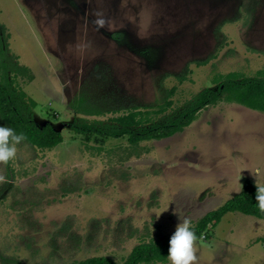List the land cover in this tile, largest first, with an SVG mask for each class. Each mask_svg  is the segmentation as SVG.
<instances>
[{
  "label": "rangeland",
  "instance_id": "rangeland-1",
  "mask_svg": "<svg viewBox=\"0 0 264 264\" xmlns=\"http://www.w3.org/2000/svg\"><path fill=\"white\" fill-rule=\"evenodd\" d=\"M0 24V82L12 80L23 113L63 135L50 151L23 141L0 164L9 181L0 184V264L121 262L247 183L264 186V112L238 103L208 106L183 131L136 147L71 128L106 127L168 99L176 116L223 75L256 77L264 0H0ZM205 233L196 264H264L263 219L229 212Z\"/></svg>",
  "mask_w": 264,
  "mask_h": 264
},
{
  "label": "trees",
  "instance_id": "trees-1",
  "mask_svg": "<svg viewBox=\"0 0 264 264\" xmlns=\"http://www.w3.org/2000/svg\"><path fill=\"white\" fill-rule=\"evenodd\" d=\"M1 28L3 26L0 24ZM1 47V45H0ZM3 53V48H0ZM198 62L197 64H205ZM3 66L5 64H2ZM16 71L23 73L24 67H15ZM0 82V119L7 127L12 128L17 134L23 133L25 142L37 149L50 151L63 142V135L52 123L47 122L39 125L33 117L24 114L21 101L25 97L22 91L12 85V80L5 75ZM216 90L203 89L196 94L186 107L176 116L169 115L166 110L172 106L173 101L168 99L158 108L149 110L133 109L126 114L114 117L113 124L101 127L95 123L77 122L72 123L71 128L79 134L98 135L106 138L119 139L127 136L128 143L132 147L141 142L161 140L171 137L188 127L197 119L200 112L208 106H215L225 101L238 103L248 108L264 112V69L257 72L256 77H247L238 72H230L221 76ZM182 79V78H180ZM175 88L169 91V97ZM34 105V102H31ZM80 112H84L78 106ZM95 114L93 110L85 111ZM256 187L249 183L234 197L226 200L220 207L207 212L193 225L197 238L202 235L206 239V230L216 227L224 215L229 212H240L264 220V212H261L256 203ZM160 236L147 242L142 241L132 248L130 253L118 262L107 256H93L82 260H76L72 264H152L166 263L169 238L173 234Z\"/></svg>",
  "mask_w": 264,
  "mask_h": 264
},
{
  "label": "clouds",
  "instance_id": "clouds-1",
  "mask_svg": "<svg viewBox=\"0 0 264 264\" xmlns=\"http://www.w3.org/2000/svg\"><path fill=\"white\" fill-rule=\"evenodd\" d=\"M97 28L105 25L104 19L95 21ZM23 133L17 134L12 128L0 126V164H7L16 158L17 145L25 141ZM239 179V178H238ZM6 175H0V184L8 183ZM256 205L261 212H264V186L256 187ZM197 240L195 229L188 218H184L170 236L168 244L167 259L170 264H196L197 255L194 242Z\"/></svg>",
  "mask_w": 264,
  "mask_h": 264
}]
</instances>
